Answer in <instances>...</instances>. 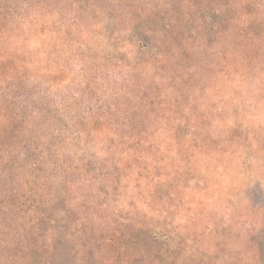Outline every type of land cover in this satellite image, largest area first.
I'll return each instance as SVG.
<instances>
[{"label":"rangeland","instance_id":"rangeland-1","mask_svg":"<svg viewBox=\"0 0 264 264\" xmlns=\"http://www.w3.org/2000/svg\"><path fill=\"white\" fill-rule=\"evenodd\" d=\"M0 264H264V0H0Z\"/></svg>","mask_w":264,"mask_h":264}]
</instances>
